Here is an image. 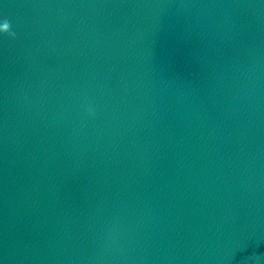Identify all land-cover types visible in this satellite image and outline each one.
<instances>
[{
  "label": "water",
  "instance_id": "95a60500",
  "mask_svg": "<svg viewBox=\"0 0 264 264\" xmlns=\"http://www.w3.org/2000/svg\"><path fill=\"white\" fill-rule=\"evenodd\" d=\"M0 264H264V0H0Z\"/></svg>",
  "mask_w": 264,
  "mask_h": 264
}]
</instances>
